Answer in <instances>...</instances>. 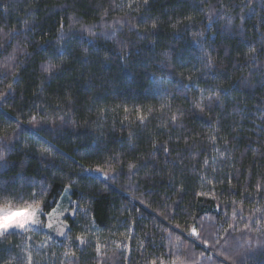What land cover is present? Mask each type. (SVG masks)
Instances as JSON below:
<instances>
[{
  "label": "trees",
  "instance_id": "trees-1",
  "mask_svg": "<svg viewBox=\"0 0 264 264\" xmlns=\"http://www.w3.org/2000/svg\"><path fill=\"white\" fill-rule=\"evenodd\" d=\"M66 189L0 264H264V0H0V191Z\"/></svg>",
  "mask_w": 264,
  "mask_h": 264
},
{
  "label": "snow or ice",
  "instance_id": "snow-or-ice-1",
  "mask_svg": "<svg viewBox=\"0 0 264 264\" xmlns=\"http://www.w3.org/2000/svg\"><path fill=\"white\" fill-rule=\"evenodd\" d=\"M156 26L157 25L154 23L152 28L155 29ZM209 64H211V59H209ZM53 67L54 66L49 64L43 68V71L46 73L51 72ZM197 107L200 108L201 111L204 110L199 104H197ZM173 119H175V117ZM130 167L132 166L130 165ZM0 199H2L5 204V207L0 208V237H4L6 239L16 230L27 231L31 226L37 224L36 216L40 211L39 205H36L35 208H33L32 205H28L23 208H13L11 207L10 202L6 199L3 191H0ZM61 234H63L62 231ZM192 234L197 235L194 228L192 230ZM78 239H81V243L84 242L82 238ZM205 246L207 247V241H205ZM66 255L69 254L66 253Z\"/></svg>",
  "mask_w": 264,
  "mask_h": 264
},
{
  "label": "rangeland",
  "instance_id": "rangeland-1",
  "mask_svg": "<svg viewBox=\"0 0 264 264\" xmlns=\"http://www.w3.org/2000/svg\"><path fill=\"white\" fill-rule=\"evenodd\" d=\"M70 190L66 189L62 197L59 199L56 208L48 215L43 214L41 211L37 213V224L30 227L27 231L16 230L14 233H24L34 230H43L48 237L52 240H60L65 238L67 234V225L65 218L71 216L70 211ZM61 231L63 234H61Z\"/></svg>",
  "mask_w": 264,
  "mask_h": 264
}]
</instances>
